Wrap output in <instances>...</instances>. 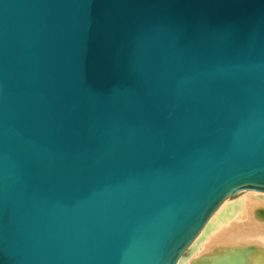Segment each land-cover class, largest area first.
<instances>
[{
  "label": "water",
  "instance_id": "95a60500",
  "mask_svg": "<svg viewBox=\"0 0 264 264\" xmlns=\"http://www.w3.org/2000/svg\"><path fill=\"white\" fill-rule=\"evenodd\" d=\"M247 190L264 0H0V264H178Z\"/></svg>",
  "mask_w": 264,
  "mask_h": 264
},
{
  "label": "bare ground",
  "instance_id": "6f19581e",
  "mask_svg": "<svg viewBox=\"0 0 264 264\" xmlns=\"http://www.w3.org/2000/svg\"><path fill=\"white\" fill-rule=\"evenodd\" d=\"M238 200L214 220L209 230L202 234L201 241L204 240L195 246L188 259L179 264H196L204 258L231 254L236 248L251 244L258 250L250 256L247 264H264V219L253 212L256 207L264 208V192L247 190L241 201ZM211 251L214 253L210 255Z\"/></svg>",
  "mask_w": 264,
  "mask_h": 264
},
{
  "label": "rangeland",
  "instance_id": "374dc122",
  "mask_svg": "<svg viewBox=\"0 0 264 264\" xmlns=\"http://www.w3.org/2000/svg\"><path fill=\"white\" fill-rule=\"evenodd\" d=\"M245 192V191H244ZM243 192V193H244ZM243 193H241L240 195H238L237 197H231V198H229V199H227L222 205H221V207L217 210V212L211 217V219H210V221H209V223H208V227H205L204 229H203V231L201 232V234L199 235V237L195 240V242H194V244L193 245H198L199 243H200V241H201V239H202V234L203 233H205L207 230H209V228L212 226V224H213V222H214V220H216L217 218H219L220 216H221V214L224 212V210L228 207V206H230V205H232L233 203H235L238 199V201L240 202L241 201V199H242V197H243ZM241 198V199H240ZM243 201V200H242ZM261 208H263V207H261ZM260 207H256L255 209H253V212H254V214H256L257 216H259L258 215V210L259 209H261ZM193 253V252H192ZM191 253V254H192ZM211 253L213 254L214 253V251H211L209 254L211 255ZM207 256V255H206ZM182 261H184V260H180L179 261V263H181ZM178 263V264H179Z\"/></svg>",
  "mask_w": 264,
  "mask_h": 264
}]
</instances>
